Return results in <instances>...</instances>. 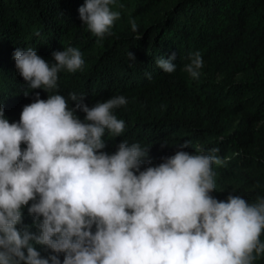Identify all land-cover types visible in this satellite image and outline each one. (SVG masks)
Returning <instances> with one entry per match:
<instances>
[{
  "label": "clouds",
  "instance_id": "9594fccd",
  "mask_svg": "<svg viewBox=\"0 0 264 264\" xmlns=\"http://www.w3.org/2000/svg\"><path fill=\"white\" fill-rule=\"evenodd\" d=\"M117 2L84 0L82 26L99 39L112 35L121 15L113 10ZM130 23L136 31L135 20ZM52 55L54 63L35 48H17L19 75L28 88L49 95L41 99L36 92L16 122L0 104V264H61V253L62 264H255L264 256V197L249 202L233 193L225 200L212 195L213 165L223 163L218 148L193 154L183 150L185 142L157 166H151V148L138 142L124 140L107 153L105 135L125 132L115 110L127 98L89 107L85 95L65 97L59 73L82 71L83 53L69 46ZM176 59L173 52L156 65L172 74ZM188 59L183 71L198 79L203 57L197 51ZM77 110L86 114L83 120ZM145 160L149 166L141 170ZM25 207L35 233L24 224ZM35 245L50 254L42 256Z\"/></svg>",
  "mask_w": 264,
  "mask_h": 264
},
{
  "label": "trees",
  "instance_id": "16d2710c",
  "mask_svg": "<svg viewBox=\"0 0 264 264\" xmlns=\"http://www.w3.org/2000/svg\"><path fill=\"white\" fill-rule=\"evenodd\" d=\"M83 4L0 0V104L6 118L19 121L36 92L41 99L49 95L28 88L15 68L14 51L35 48L54 63L53 52L72 46L83 53L85 66L59 73L60 94L85 95L89 107L117 95L128 100L115 110L126 123L125 132L106 134L104 151L114 153L124 140L138 142L151 148V166H157L185 142L189 145L183 150L193 154L218 148L223 163L213 165L212 195L225 200L233 193L249 202L264 197V0H118L113 10L120 19L103 39L82 26L78 9ZM197 51L204 66L200 77L192 79L183 69ZM173 52L176 71L164 73L156 60ZM76 103L69 101L72 108ZM76 114L81 120L86 115ZM148 166L145 160L141 170ZM23 220L37 232L27 207ZM35 247L44 257L50 254L44 246ZM59 256L62 264L64 253ZM255 264H264V256Z\"/></svg>",
  "mask_w": 264,
  "mask_h": 264
}]
</instances>
